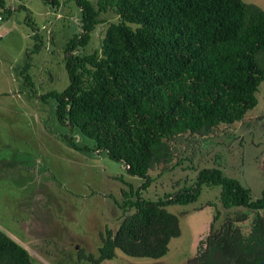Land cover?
Returning a JSON list of instances; mask_svg holds the SVG:
<instances>
[{
  "label": "trees",
  "instance_id": "16d2710c",
  "mask_svg": "<svg viewBox=\"0 0 264 264\" xmlns=\"http://www.w3.org/2000/svg\"><path fill=\"white\" fill-rule=\"evenodd\" d=\"M54 9L58 0H41ZM81 13L80 33L63 50L68 86L60 93L38 96L26 62L20 74L31 96L46 103L55 101L59 125L78 129L94 141L96 152L125 166L128 176L143 182L133 194L123 192L119 208L133 209L116 231L100 233L98 256L78 253V260L102 264L116 250L132 258L157 260L168 252L172 239L180 236L178 218L170 206H186L198 199L202 187H219L223 209L264 211V190L252 200L249 190L219 169L198 170L191 187L166 194L156 201L144 200L152 179L149 173L161 166L171 169L172 141L192 135L204 138L221 125L240 122L257 105L256 94L264 82V11L243 0H75ZM26 12L33 53L40 50L36 28L22 6L5 7L2 21L12 12ZM113 11L119 18L109 24L101 48L90 55L76 54L90 41L101 23L99 16ZM5 15V16H3ZM134 26V28H132ZM66 142L77 151L70 137ZM120 182H125L118 178ZM200 240L195 256L186 264H258L264 261V218L256 216L247 236L230 222ZM246 220L244 214L236 222ZM0 264H33L28 252L0 231Z\"/></svg>",
  "mask_w": 264,
  "mask_h": 264
},
{
  "label": "rangeland",
  "instance_id": "374dc122",
  "mask_svg": "<svg viewBox=\"0 0 264 264\" xmlns=\"http://www.w3.org/2000/svg\"><path fill=\"white\" fill-rule=\"evenodd\" d=\"M58 1L59 7L54 9L41 0H4L5 7L22 6L29 11L40 50L33 53V33L25 24V11L12 12L0 22V228L16 230L17 222L22 221L31 224L41 239L47 238L48 256L39 253L45 247L42 242L28 246L35 264H90L79 261L78 253L98 256L100 233L105 229L116 231L122 220L134 212L119 208L123 192L130 193L134 201L133 194L143 181L128 176L124 164L96 152L94 141L78 129L59 125L55 101H38L23 84L20 72L29 62L28 75L38 96L60 93L68 86L63 50L81 31V13L75 0ZM89 1L97 8L99 0ZM243 2L264 11V0ZM99 20L89 43L76 54L85 56L98 51L108 25L116 24L119 18L109 10L100 14ZM256 98V107L246 112L240 122L221 125L204 138L184 135L173 140L171 169L162 173L160 166L150 172L152 182L140 191V197L156 201L191 187L198 170L216 168L249 190L252 200L259 199L264 190V82ZM66 137L88 150H74ZM219 195V187H202L193 204L167 208L178 218L180 236L170 241L164 257L132 258L117 250L112 260L102 264H185L195 255L199 237L209 233L216 213L219 218L214 232L230 222L243 236L248 235L257 215L264 218V211L223 209ZM242 214L246 220L236 222Z\"/></svg>",
  "mask_w": 264,
  "mask_h": 264
},
{
  "label": "crops",
  "instance_id": "0c3cea01",
  "mask_svg": "<svg viewBox=\"0 0 264 264\" xmlns=\"http://www.w3.org/2000/svg\"><path fill=\"white\" fill-rule=\"evenodd\" d=\"M17 225H18V228L16 230H8V229L3 230L2 228H0V231L3 232L6 236H8L10 239H12L15 243L20 245L22 248H24L28 252V254L30 255V258H31V253L28 249V246L34 247V245L41 244V242H42V244H44L45 247L41 248L39 250V253H41L42 255L44 254V255L48 256L49 250L47 248V245L50 242L47 241V238L41 239L39 234H38V231H36L35 228H33V226H31V224H28L26 222L21 221V222H17ZM206 235L200 236L198 242L200 240L204 239ZM198 242H197V244H198ZM36 258L39 261H42L41 258H38V257H36ZM31 260H32V258H31ZM33 264H35V263L33 262Z\"/></svg>",
  "mask_w": 264,
  "mask_h": 264
},
{
  "label": "water",
  "instance_id": "95a60500",
  "mask_svg": "<svg viewBox=\"0 0 264 264\" xmlns=\"http://www.w3.org/2000/svg\"><path fill=\"white\" fill-rule=\"evenodd\" d=\"M258 264H264V261L259 262Z\"/></svg>",
  "mask_w": 264,
  "mask_h": 264
},
{
  "label": "built area",
  "instance_id": "2783aa9c",
  "mask_svg": "<svg viewBox=\"0 0 264 264\" xmlns=\"http://www.w3.org/2000/svg\"><path fill=\"white\" fill-rule=\"evenodd\" d=\"M0 22H2V18H1V16H0Z\"/></svg>",
  "mask_w": 264,
  "mask_h": 264
}]
</instances>
